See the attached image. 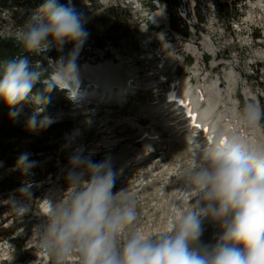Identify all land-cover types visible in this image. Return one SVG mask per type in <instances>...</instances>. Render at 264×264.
Masks as SVG:
<instances>
[{
    "label": "rangeland",
    "instance_id": "374dc122",
    "mask_svg": "<svg viewBox=\"0 0 264 264\" xmlns=\"http://www.w3.org/2000/svg\"><path fill=\"white\" fill-rule=\"evenodd\" d=\"M64 1L68 3V0ZM80 1L82 7L78 14L84 21L88 36L82 46L84 55L79 53L76 59L78 69L82 70L86 64H114L118 71L120 69L122 80L130 77L131 81L122 102H115L116 105L113 102L108 105L78 102L69 98L67 89L53 86L48 91L42 82L34 86L33 94H41L43 103H34L29 98L9 108L0 101V106H7L6 113L0 115L10 120L2 123L0 119V155L12 166L3 167L0 162V243L11 242L14 249L5 264H45L46 259L47 264H55L54 258L40 248L37 226L42 221L44 198L52 190L59 194L66 187L68 159L77 149H82L85 155L91 154L94 161L111 157L117 173L114 190L122 189L136 201L138 217L133 225L136 230L146 235L167 231L173 217L178 218L181 211L188 209V198L181 191L182 182L178 181V176L191 163L195 152L186 144L184 137L187 135L179 133L163 137L157 134L155 125L158 126L159 122H152V114L146 110V104L151 103V108L156 104L159 111L162 94L156 96L152 91H145L160 83L161 77L170 84V87L163 84L161 88L168 94L172 93L171 84L187 88L198 84L207 88L213 81H217L224 93L227 74L232 72L236 77L231 95L233 104L227 103L224 95L214 121L219 113L225 114L228 109L235 110L240 116L243 105L253 100L264 106V37L257 31L253 41L248 36L249 29L254 26H261L264 33V8L259 10L256 0L250 3L247 0H181L178 17L189 28L187 37L170 28L169 17L161 1L151 2L152 9L150 0ZM216 5L220 9L222 6L233 8L234 16L229 12L232 20H225ZM156 13L163 15V23L152 20ZM21 28L13 27L6 11L0 12V62L28 53L17 39L16 34ZM136 31L142 41L139 51H133L127 41H120L130 39ZM111 38L118 39L110 42ZM117 41L119 49L112 48L110 44ZM72 44L66 43L60 49L53 46L49 50L68 57ZM206 45L211 50L208 47L207 51ZM97 46L105 49L100 50ZM37 109L41 110L37 119L48 116L51 123L29 127L28 120ZM157 115L158 112L152 115L153 119ZM58 124L70 127L61 140V136L44 135V128ZM261 130L264 134V127ZM145 141H150V150L146 157L138 158L148 146ZM207 141L203 139L201 144ZM25 153L29 154L30 161L35 162L27 172L18 166L19 157ZM120 161L124 166H119ZM15 172L22 178L28 177V182L3 193V182ZM25 186L30 193H21L20 189ZM21 207L23 211L19 210ZM218 233L217 225L205 221L201 240L206 244L215 243L214 237ZM68 264H79L78 257H71Z\"/></svg>",
    "mask_w": 264,
    "mask_h": 264
},
{
    "label": "clouds",
    "instance_id": "9594fccd",
    "mask_svg": "<svg viewBox=\"0 0 264 264\" xmlns=\"http://www.w3.org/2000/svg\"><path fill=\"white\" fill-rule=\"evenodd\" d=\"M71 4L43 0L17 32L28 53L60 49L69 42L75 46L67 59L50 62L49 69L30 66L26 56L0 62V101L9 108L29 98L43 103L41 94H33L40 82L48 91L53 86L69 89L72 98L76 59L88 33ZM40 111L29 118V127L51 123L48 116L37 119ZM239 121L245 129L264 127V106L258 100L245 103ZM194 143V157L178 176L188 209L173 217L167 231L154 235L133 228L136 201L122 189L114 190L117 173L111 157L94 161L82 149L74 151L66 187L44 198L47 210L37 226L40 248L55 264H68L73 256L79 264H264V142L217 132L215 139ZM28 156L18 159L23 172L35 164ZM20 191L29 192L27 186ZM205 221L219 227L215 243L201 240Z\"/></svg>",
    "mask_w": 264,
    "mask_h": 264
},
{
    "label": "bare ground",
    "instance_id": "6f19581e",
    "mask_svg": "<svg viewBox=\"0 0 264 264\" xmlns=\"http://www.w3.org/2000/svg\"><path fill=\"white\" fill-rule=\"evenodd\" d=\"M156 16L157 18L154 19L153 17ZM152 20L160 23L164 22L163 19V15H160L158 13L154 14L152 16ZM159 23V24H160ZM160 38H162V35H159ZM210 47L209 45H206L205 48L207 50V48ZM211 50V47H210ZM208 51V50H207ZM198 60V59H197ZM198 64V63H197ZM196 64V66L198 67V65ZM199 72V69L196 70V72ZM197 72V73H198ZM82 75H86V76H90L92 78V80L94 82L99 83L100 85H105L107 86V88L105 89V93L108 92L109 95H113L114 92L116 90H118L119 95H117V99L118 101L122 102V94L121 93H125L128 90V86L125 83V86L123 87V91H119V88L122 86V78H121V71L119 69L116 68V66L114 64H100L97 66L94 65H90V64H86L83 66L82 70L77 71V77L78 76H82ZM147 75V74H146ZM131 76V75H130ZM152 76V75H150ZM127 78V77H126ZM125 78V79H126ZM130 78V77H129ZM134 79V78H133ZM128 84H130V79H128ZM226 83L227 86L224 87L225 92L222 93L220 91V87H218V84L216 83L217 81H213L212 84L207 87V88H203L202 86H198L197 85H190L189 88L185 87L184 85L181 84H171L172 86V93L170 94L171 96V102H169L167 104L166 103H161L159 104L161 106L158 105L159 111L156 106V104L153 106L154 108H151L152 104L151 103H147L146 104V110H148V112H150L153 116L158 112L161 114H158L154 119L151 115V121H158L159 125L156 126L155 125V129L157 130V132L155 131V133L159 134V135H163V137L166 135L167 137L170 136H174V135H179L180 134H184L187 135L184 137L186 144L188 146H190L193 151L195 152L196 150V144L194 143V140L198 143H201L203 141V139L205 140H209V138L215 139L217 132H222L225 134H230L233 132H236L240 135H246L248 137V139L252 142H264V134L260 129L258 130H251V129H245L240 121H239V116L238 114L235 113V110L230 111L229 109L227 111H225V114H218L216 120L214 121V115L216 114L217 110L219 109V105H220V101L222 100V97L225 95L227 100V103L233 104V102H231V95L234 92L235 86H236V77L234 76V74L232 72H229L227 74V78H226ZM150 82V81H149ZM113 83L115 85H117V88L114 89L113 87ZM162 85V82L158 83L155 87H153L152 89H149L146 92H150L153 90L158 89L160 86ZM113 90H112V89ZM180 95L181 100H179L178 102H181L182 104L184 103L185 106V110L189 113L191 119H195V123H190L189 126H182V124H177V127L174 123L173 119H168L167 117H164L162 114H164V112H166V114H170L171 112H174L175 109V105L173 103V95ZM220 96L216 102L217 97ZM175 98V97H174ZM173 99V100H172ZM78 102H82L85 103V101L83 100H77ZM110 101L107 102H102V101H96L93 103L96 104H106L108 105ZM81 103V104H82ZM237 103V101H236ZM234 103V107L235 109H237V104ZM115 104V103H113ZM122 104V103H120ZM148 104H151L150 106H148ZM116 105V104H115ZM163 105V106H162ZM205 107V108H204ZM233 107V108H234ZM152 110L155 112H152ZM234 112L235 114L231 113ZM170 125V127L167 129V131H163V127ZM154 126V125H153ZM152 126V127H153ZM178 128L177 132H173L172 131L175 128ZM195 128H198V131L195 130ZM151 129V128H150ZM206 130V131H205ZM151 131H153L151 129ZM198 134H203V136H196ZM175 136V137H176ZM145 143H148V146H145L143 149V152H140L142 155H140V157L138 158H143V156H145L147 154V152H149V145H150V141L147 142L145 141ZM146 157V156H145ZM120 167L124 166L123 163L119 164ZM119 167V168H120ZM119 172V170H118ZM56 195H58L57 192H55L54 190L51 191V193H49L48 197H55ZM46 205H44L43 207V211H45ZM47 260H44L45 264H47Z\"/></svg>",
    "mask_w": 264,
    "mask_h": 264
},
{
    "label": "trees",
    "instance_id": "16d2710c",
    "mask_svg": "<svg viewBox=\"0 0 264 264\" xmlns=\"http://www.w3.org/2000/svg\"><path fill=\"white\" fill-rule=\"evenodd\" d=\"M156 1V0H150V8H153L152 3ZM157 1H161L163 6L165 7L166 11H167V15L169 17V25L170 28L184 36L187 37L189 35V28L188 26L185 25V23L178 17V13L179 9H180V2L181 0H157ZM43 2V0H0V12L2 11H6L9 15V18L11 19L12 23H13V27L16 29H19L20 27L23 26V24L31 18V16L33 15V13L38 9V7L40 6V4ZM152 2V3H151ZM60 3L62 4H66V1L64 0H60ZM72 7H74V9L76 10V12L78 13L80 10V7H82L81 1L80 0H72ZM198 6H196V13H198ZM235 9V8H234ZM220 10V11H219ZM217 11L218 13L221 12L223 13L222 16H224V19H228V20H232L233 17H230L229 12L231 13V16H234L233 14L236 13L233 8H227L226 6H222V8L220 9L219 7H217ZM228 17V18H226ZM230 17V19H229ZM125 37V36H124ZM116 39L118 38H111L109 39L110 42H114ZM120 40V39H119ZM121 42H126L129 47H131V49H133V51H139L140 49V44H141V36L139 35V33L136 31L134 36L131 37L130 39H122L120 40ZM112 46V48L114 49H119V42H115V43H111L110 44ZM74 44L69 46V53L73 50L74 48ZM100 48V50H104V46H97ZM79 53H83V48H81L79 50ZM78 53V54H79ZM84 55V53L82 54ZM21 56H26L28 58V60L30 61V66H34V65H39L41 68L44 69H48L50 62H54L57 61L61 58H66V54L64 55L63 53H60L58 51H54V50H48L46 52H40V53H22ZM87 58V57H86ZM7 110V106L6 105H2L0 106V114H4L6 113L5 111ZM0 119L3 121L2 123L5 122H10L9 119L2 117L0 115ZM44 131V135L45 136H61L59 137V140L62 139V137L67 134L70 131V127L67 124H58V125H53L50 127H46L43 129ZM63 145V142H62ZM34 154H39L42 152H32ZM0 162H2L3 167H12L9 163L8 160H6V158H4L2 155H0ZM28 182V177L26 178H22V176H20L19 174H17L16 172L13 173L10 177H8V179L6 181H4L2 185L5 186V188L3 189V193L6 192H10L13 191L15 189H17L18 187L24 186L26 185V183Z\"/></svg>",
    "mask_w": 264,
    "mask_h": 264
},
{
    "label": "built area",
    "instance_id": "2783aa9c",
    "mask_svg": "<svg viewBox=\"0 0 264 264\" xmlns=\"http://www.w3.org/2000/svg\"><path fill=\"white\" fill-rule=\"evenodd\" d=\"M242 2H246V0H242ZM250 2H255V0H247V3H250ZM256 2L258 3L257 8L259 10L264 8V5H263L264 0H256ZM191 10H193V8H191ZM212 12H214V9L212 10ZM255 31H257V33H259L261 37H264L262 27L254 26L253 28L249 29L248 36H249L250 41H253L254 38L256 39V36L254 35ZM13 252H14V249H13L11 242L5 241V242L0 243V253H1L0 254V264H5L8 261V259L11 258Z\"/></svg>",
    "mask_w": 264,
    "mask_h": 264
},
{
    "label": "snow or ice",
    "instance_id": "6c2138e0",
    "mask_svg": "<svg viewBox=\"0 0 264 264\" xmlns=\"http://www.w3.org/2000/svg\"><path fill=\"white\" fill-rule=\"evenodd\" d=\"M206 131V130H205ZM47 209L45 208V211H46Z\"/></svg>",
    "mask_w": 264,
    "mask_h": 264
}]
</instances>
